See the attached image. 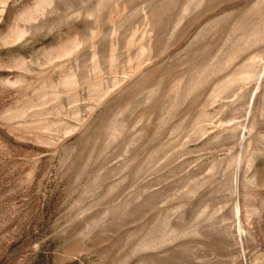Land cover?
Returning a JSON list of instances; mask_svg holds the SVG:
<instances>
[{
  "label": "rangeland",
  "instance_id": "1",
  "mask_svg": "<svg viewBox=\"0 0 264 264\" xmlns=\"http://www.w3.org/2000/svg\"><path fill=\"white\" fill-rule=\"evenodd\" d=\"M0 264H264V0H0Z\"/></svg>",
  "mask_w": 264,
  "mask_h": 264
}]
</instances>
